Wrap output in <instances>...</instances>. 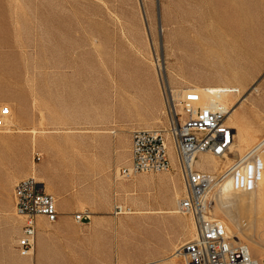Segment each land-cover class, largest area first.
Segmentation results:
<instances>
[{
    "label": "rangeland",
    "instance_id": "rangeland-1",
    "mask_svg": "<svg viewBox=\"0 0 264 264\" xmlns=\"http://www.w3.org/2000/svg\"><path fill=\"white\" fill-rule=\"evenodd\" d=\"M155 58L165 70L163 79L175 89L239 90L240 96L232 98L236 115L229 121L237 133L231 159L242 156L264 137V0H0V113L4 108L10 113L7 120L4 117L0 134L24 131L36 141L48 142L49 178L61 173L62 164L74 163L69 160L71 153H90L91 161L84 163L93 172L91 188L108 193L110 198L108 209H100L77 228L86 237L89 256L56 247L44 251L42 241L51 239L53 231L42 223L34 263L98 264L108 252L111 264H118L116 252L122 255L124 243L115 225L123 217H135L127 222L126 235L136 228L151 232L130 264H144L137 261L156 247L163 250V256L155 263L181 264L168 260L193 235L189 217L149 214L177 210L183 183L173 152V167L167 173L137 174L119 183L114 177L116 169L129 166L130 133L108 123L110 101L118 89L130 90L133 84L147 87L150 73L157 69ZM84 113L92 128L74 130L69 125L71 118ZM17 122L23 127L17 128ZM163 129H167V119L162 114L156 128L150 130ZM85 131L91 137V147L86 150L69 138ZM110 131L116 132V138ZM41 154L33 145L27 159L22 160L8 146L0 151V264L28 261L15 249L21 223L11 210L14 185L10 183L19 173L33 176L43 162ZM229 164L230 160L220 162L201 155L195 167L219 174ZM256 173L257 189L250 194L262 195L261 199L253 204L254 198L239 196L229 208L240 232L221 211L214 215L227 223L232 234L238 233L233 242L248 246L249 254L261 262L264 148L257 157ZM222 189L234 192L230 183ZM220 204L217 207L221 208ZM119 211L123 214L116 215ZM97 228L102 230L100 244ZM14 230L18 233L13 234ZM244 235L260 246L251 244ZM130 240L136 242L134 237Z\"/></svg>",
    "mask_w": 264,
    "mask_h": 264
},
{
    "label": "built area",
    "instance_id": "built-area-1",
    "mask_svg": "<svg viewBox=\"0 0 264 264\" xmlns=\"http://www.w3.org/2000/svg\"><path fill=\"white\" fill-rule=\"evenodd\" d=\"M162 90L167 129L138 130L131 134L130 163L119 169V178L169 172L173 167L172 151L183 183L178 208L195 226L194 238L175 251L177 261L181 264H264L254 259L247 247L236 245L228 238L225 226L213 218L211 203L212 195L226 182L238 193L256 190L257 157L264 148V137L242 156L231 159L236 131L228 122L232 111L226 99L228 92L222 90L206 97L194 90L174 93L164 86ZM4 109L0 113V129L5 127L3 118L9 110ZM204 154L220 162L230 160V164L219 174L202 172L195 164ZM13 199L21 222L15 249L22 258L34 257L38 220L44 218L50 224L57 221L56 200L34 178L18 182ZM74 220L89 222L90 214H75Z\"/></svg>",
    "mask_w": 264,
    "mask_h": 264
},
{
    "label": "crops",
    "instance_id": "crops-1",
    "mask_svg": "<svg viewBox=\"0 0 264 264\" xmlns=\"http://www.w3.org/2000/svg\"><path fill=\"white\" fill-rule=\"evenodd\" d=\"M166 70L167 67L165 66ZM155 68V73H150V80L147 87H139L135 84L132 85V88L129 89H118L113 100L110 101V123H115L120 127L126 128L130 133V148H131V134L134 131L138 130H150L155 129L157 123L160 121V118L163 114L164 109V98L162 94V89ZM167 72V71H166ZM10 115V113H9ZM70 126L74 130H78L82 126L87 129L92 128V122L90 117L84 113L81 117L74 116L69 122ZM23 127L22 122H17V128ZM114 138H116V132H109ZM124 135L125 133L122 132ZM70 141L74 145L83 146V149L91 147V137L86 134V131L83 134H72ZM110 139V138H109ZM122 135L118 138L119 143L121 142ZM32 140V141H31ZM70 143L69 145H72ZM34 147V151L40 152L41 157H43V162L40 165L38 171H33V176L43 184L45 191L52 195L56 200L58 219L54 224L48 223L44 218L38 220V226L42 223H45L51 227L52 238L42 241V249L47 251L53 248H59L62 250L69 249L76 255H90V248L87 246L86 237L81 236L77 228L78 226L85 225L86 223H77L74 220L75 214L88 212L90 214V220L92 215L96 214L100 209H108L110 198L108 193L101 194L97 191H94L91 188L92 182V169L89 164H85L84 161H91L90 153H71L70 161H73L72 164H62L61 173L53 174L52 178L47 176V161L49 148V143L42 140H34L33 137L30 138L29 135L24 133V131H6L3 134H0V151H5L6 146L8 149L13 152V154L19 156L20 160L27 159L30 146ZM53 149L55 148V143L52 142ZM131 155V154H130ZM18 159V158H17ZM64 161L68 160L62 158ZM83 163H80L82 162ZM79 162V163H78ZM31 174L28 172L19 173L11 178V185L13 187V192L16 184L23 179H26ZM115 183H119V179L116 178L115 172ZM15 206L14 199L11 210ZM123 214V213H122ZM120 214V215H122ZM149 214H175V212H165V213H149ZM178 214V213H177ZM16 218V216H15ZM17 219V218H16ZM136 220L135 217H123L119 220V224L115 225L116 234L119 236V229L122 233L123 243V252L122 255H118L116 252V258L118 264H130L133 260V255L140 249L143 248L145 242L147 241V235L150 231H143L141 229H133L131 233L127 234V227L129 224L127 222ZM18 221V219H17ZM21 223V222H20ZM110 230H107V232ZM14 233H18V230H14ZM21 235V229L19 232ZM157 233V232H155ZM96 235V234H95ZM126 236V239H125ZM136 239V242H132L130 239ZM38 240V232L36 245ZM96 240L98 244L102 242V230L97 228ZM17 242V241H16ZM16 246V244H15ZM36 250V247H35ZM106 252L104 259H100L98 264H111L110 253ZM163 256V250L156 247L153 249L150 254L142 257L137 261L138 263L143 262L144 264L158 262ZM21 257V256H20ZM35 257V252H34ZM34 257L30 260L28 258H22L28 260L27 262L22 261V264H28L29 262H35ZM20 263V262H18ZM36 264V263H34ZM159 264V263H156Z\"/></svg>",
    "mask_w": 264,
    "mask_h": 264
},
{
    "label": "bare ground",
    "instance_id": "bare-ground-1",
    "mask_svg": "<svg viewBox=\"0 0 264 264\" xmlns=\"http://www.w3.org/2000/svg\"><path fill=\"white\" fill-rule=\"evenodd\" d=\"M155 65H156V67H157V72H158V74H159V81H160V85H161V89H162V87L164 86V87H166V88H168V89H170L171 91H173L174 93L175 92H179V91H189V90H194V91H197V92H199L201 95H204V96H209V93H214V92H218V91H222V90H225L226 92H228V95L226 96V99H227V101H228V103H229V105L231 106V109H232V111H231V114H230V116H229V119H228V122L230 121V120H232L233 119V117H234V115H236V109H235V106H236V103L235 104H232L233 103V101H232V98H237V97H239L240 96V92H239V90L238 89H228V88H218V87H212V86H210V87H212V88H203V89H201V88H199V87H197V86H191L190 88H187V89H175V88H173L169 83H168V81H167V79L165 78V79H163V75L165 76V73H163V72H165V70H164V68H163V66L160 64V62H159V59H157V58H155ZM162 92H163V90H162ZM244 97V96H243ZM242 99V98H241ZM243 100V99H242ZM240 101V99L238 100V102ZM241 102V101H240ZM4 110L5 109H3L2 111H1V113L2 112H4ZM8 116H10L9 115V110H8V113L4 116L5 118L6 117H8ZM11 119V118H10ZM3 120H4V118H3ZM6 120H7V118H6ZM6 122V121H5ZM7 125V124H6ZM234 128V127H233ZM238 128V127H237ZM164 130H166V129H164ZM234 130H235V128H234ZM11 130H9V132H10ZM236 131V130H235ZM245 136H242V138H244ZM236 138H237V133H236V136H235V141H234V143H233V145H232V147H231V150L233 151V149H234V146H235V143H236ZM204 155H206V154H204ZM175 156V155H174ZM201 156V155H200ZM203 156V155H202ZM176 158V157H175ZM215 160V159H214ZM176 164H177V161H176ZM196 165V164H195ZM215 166H216V164H215ZM217 168V167H216ZM119 169L120 168H118V169H116L115 170V176H116V178H119V175H118V172H119ZM214 170V169H213ZM257 174V173H256ZM28 178H34V179H36V180H38L37 178H35L34 176H30V177H28ZM120 179V178H119ZM131 179V178H130ZM39 181V180H38ZM40 182V181H39ZM226 183H229V182H226ZM226 183L223 185V188H224V186L226 185ZM256 189H257V180H256ZM233 190V189H232ZM234 191V190H233ZM256 191V190H255ZM254 191V192H255ZM253 193V192H252ZM247 196V197H249V198H254V199H251L252 201H253V204H256V202H257V200H259V199H261V196L262 195H258V194H255V195H252V194H250V193H248V195L247 194H243V193H238V192H228V191H226V190H223L222 188H221V190L220 191H218L217 193H215V194H213L212 195V197H211V203H212V209L214 208V213H213V218L214 219H217L216 217H215V215L216 214H218V210L219 211H221L223 214H224V216L228 219V220H230V222L233 224V226H234V228L237 230V232L239 233L240 232V227L238 226V224H237V222L235 221V218H234V216H233V214L230 212V210H229V208H231L233 205H234V203H236V201H238V200H236V198H238L239 196L240 197H242V196ZM241 200H242V198H240ZM239 199V200H240ZM179 200V198L178 199H176V212H175V214H180V215H182V216H184V214H182L181 212H180V210H179V208H178V203H177V201ZM236 200V201H235ZM240 200V202H242ZM218 202H220L221 204V208H223V209H221V208H219V207H217V206H219V205H217V203ZM243 205V204H242ZM242 205H240V206H242ZM239 207V206H238ZM243 208H245V207H243ZM246 209V208H245ZM261 209V208H260ZM243 210V209H242ZM263 210H264V208H263ZM244 212V211H243ZM120 214H122V212L121 213H117L116 215H120ZM215 214V215H214ZM15 216H16V218L18 219V221H20V219H19V217L16 215V213H15ZM252 216V215H251ZM189 219H190V222H191V225H192V228H193V235H192V237L189 239V240H191L192 238H194V235H195V226H194V224H193V221H192V219L189 217ZM218 220V219H217ZM226 220V219H225ZM251 220V219H250ZM255 220V219H254ZM220 222L225 226V228H226V232H227V236H228V238H230L231 239V241L233 242V239H237V237H238V233L237 234H232V232H234L228 225H227V223L226 222H224V221H222V220H220ZM241 228H242V226H241ZM241 230H243V228L241 229ZM243 233V232H242ZM237 236V237H236ZM244 237L247 239V240H249V242L251 243V244H253V245H256V246H260L259 245V243L258 242H256L255 240H251L247 235H244ZM187 242V241H186ZM185 243V242H184ZM183 243V244H184ZM234 243V242H233ZM236 245H242V244H236ZM243 246H245V245H243ZM245 247H247V249H248V251H249V247L248 246H245ZM178 248H179V246L174 250V252H173V254H172V256H171V258L168 260V262L170 261V260H177V257L174 255V253H175V251L176 250H178ZM33 257H29L28 259H32ZM258 261V260H257ZM173 262V261H172ZM260 262V261H259ZM31 263H32V261H31ZM149 264H156V263H149Z\"/></svg>",
    "mask_w": 264,
    "mask_h": 264
}]
</instances>
